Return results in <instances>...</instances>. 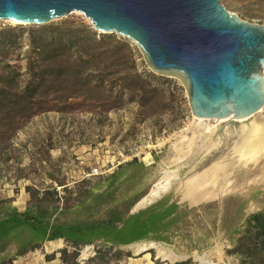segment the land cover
I'll return each instance as SVG.
<instances>
[{
    "label": "rangeland",
    "instance_id": "rangeland-1",
    "mask_svg": "<svg viewBox=\"0 0 264 264\" xmlns=\"http://www.w3.org/2000/svg\"><path fill=\"white\" fill-rule=\"evenodd\" d=\"M219 2L245 21L264 24V0ZM69 29L89 47L127 44L132 55L126 65L133 68L120 69L140 75L146 99L139 98L138 88L119 81L121 73L94 76L91 86L100 84L95 90L63 83L62 78L37 87L39 47L60 37L66 41ZM79 49L68 54L74 58ZM0 88L5 92L0 115L14 116L0 124V214L10 205L19 208V202L23 211L21 220L0 222L2 250L9 240L21 248L17 255L0 250V264H264V183L217 195L209 168L207 174L197 173L219 147L196 141L193 130L230 134L238 125L195 121L183 84L153 73L130 40L94 30L76 11L43 25L1 19ZM27 88L25 100L10 102L15 92ZM255 118L264 119V107ZM228 152L215 164L223 163ZM146 155L150 163L144 173L135 165L128 168L130 176L127 168L118 170L133 159L144 162ZM115 171L120 172L113 179ZM164 173L170 185L154 199L168 197L167 203L176 202L180 214L163 241L114 245L98 239L73 245L61 239L54 248L48 243L53 240L39 239L42 226H32L31 217L24 215L28 207L40 211L49 235H81L103 224L136 227L139 219H128L146 205L137 201ZM193 190L202 196L197 202L191 200ZM257 214H262L259 223L253 218ZM149 242L152 246L142 249ZM64 250L66 262L61 259Z\"/></svg>",
    "mask_w": 264,
    "mask_h": 264
},
{
    "label": "water",
    "instance_id": "water-1",
    "mask_svg": "<svg viewBox=\"0 0 264 264\" xmlns=\"http://www.w3.org/2000/svg\"><path fill=\"white\" fill-rule=\"evenodd\" d=\"M75 11L94 30L134 43L153 73L178 79L195 121L230 118L239 126L237 119L264 107V24L241 19L219 0H0V20L21 24ZM227 151L222 142L197 173Z\"/></svg>",
    "mask_w": 264,
    "mask_h": 264
},
{
    "label": "trees",
    "instance_id": "trees-1",
    "mask_svg": "<svg viewBox=\"0 0 264 264\" xmlns=\"http://www.w3.org/2000/svg\"><path fill=\"white\" fill-rule=\"evenodd\" d=\"M72 30H68L65 34L69 39L63 41L62 38L52 39L46 41L43 46L39 47L37 64L40 66L38 73L34 76L35 84L37 87L43 86L48 83L54 82L57 78H62L63 83H72V86L79 84H85L90 86L88 90H95L100 86L97 82L92 84L91 79L94 76H117L121 73V77H118L119 81H127L125 84L138 88V94H141L140 99H146V89L143 85L145 81L136 72L125 73L120 68L130 70L133 68L127 63L131 62L132 49L125 43L117 42L111 47H104L96 44L95 47L87 46L85 39H80L74 35ZM80 48V54L72 58L68 52L72 48ZM125 51V55H123ZM133 63V61H132ZM29 92V89L15 92L13 100L10 102L19 104L25 100V95ZM4 90L0 88V95L4 94ZM4 99V97H2ZM0 99V100H2ZM13 115H0V124L4 123L3 120H10ZM112 178L114 175H110ZM114 179V178H113ZM177 208L176 204L167 205V198H163L157 203L149 206L148 208L140 211L139 213L131 216L139 218V222L136 227L126 229V225L117 227L113 224H103L100 229L95 230L91 228L85 231L81 235L72 232H62L59 234H47L44 224V215L34 213L31 207H28L24 212V215L31 217L30 224L42 226V231L38 233V237L43 240L63 239L73 245L89 243L96 238H102L105 242L112 243L114 245L128 244L136 240H155L163 241L172 232V228L175 222L179 219V214L175 213ZM157 214L154 219L151 214ZM262 214L253 216L256 222H260L259 217ZM128 220H130V218ZM258 222V223H259ZM143 230L140 231L139 227ZM62 262H66V250L61 252Z\"/></svg>",
    "mask_w": 264,
    "mask_h": 264
},
{
    "label": "bare ground",
    "instance_id": "bare-ground-1",
    "mask_svg": "<svg viewBox=\"0 0 264 264\" xmlns=\"http://www.w3.org/2000/svg\"><path fill=\"white\" fill-rule=\"evenodd\" d=\"M10 22L17 23L14 21ZM260 111L250 118L235 119L240 125L230 134L222 132L216 135V130L218 129L205 130V132L198 130V128L193 130V138H195L196 141H207L208 143L211 142V144L217 143L218 147L221 146L222 142L228 145L229 152L227 155L229 157L225 159L223 163L215 164L207 170L210 172V177L213 179L211 187L214 194L222 195L229 191H240L243 188H247L249 185L264 183V119L255 118ZM202 120L203 119H198V121ZM215 121L226 125L228 121H230V118L216 119ZM143 161L145 163H150L149 155H146ZM207 171L203 173L207 174ZM203 178L204 177H202L201 180ZM169 185L170 178L164 173L163 177L152 184L149 191L138 200V205L156 198L158 195L165 192ZM194 192L197 193L196 190H193V193ZM195 193L191 198L193 202H197L199 198L202 197L200 193H198L199 195ZM17 205H20L19 208L22 209L20 202L17 203ZM60 241L61 239H56L48 243L55 248L56 243ZM150 246H152V242L146 245L142 244L141 247L142 249H146ZM14 263L20 264L18 260L14 261Z\"/></svg>",
    "mask_w": 264,
    "mask_h": 264
},
{
    "label": "crops",
    "instance_id": "crops-1",
    "mask_svg": "<svg viewBox=\"0 0 264 264\" xmlns=\"http://www.w3.org/2000/svg\"><path fill=\"white\" fill-rule=\"evenodd\" d=\"M149 163H145V162H141V161H138L137 159H133L132 161H130V162H128V163H126L125 164V166H123V167H118L119 169L118 170H124V169H126V171H128L129 172V175L128 176H130L132 173H131V171L128 169V168H130L132 165H135V166H137L140 170H143V173H144V171H147L148 170V165ZM120 171H115V172H113L112 174L114 175V177L119 173ZM139 173V172H138ZM140 173H142V172H140ZM111 174V175H112ZM113 177V178H114ZM157 198H159V196H157ZM163 198H167V200H168V197H161V199H163ZM161 199H159V201L161 200ZM151 201H154V202H152V203H150ZM158 202V200L156 201L155 199H150L149 201H147L146 203H144V204H146V205H144V206H142L140 209H138V210H136L135 211V213H132L131 215H130V217L131 216H133V215H135V214H137V213H139L140 211H142V210H144V209H146V208H148L149 206H151V205H153V204H155V203H157ZM137 203H138V201H137ZM171 204H176L177 205V203L176 202H168L167 203V205H171ZM9 210L6 212V213H3V214H0V222H2V221H11V220H21V216H20V214L22 213L23 214V211H20L21 209H19V208H17V207H14L13 205H10L9 206ZM134 212V211H133ZM175 213H177V214H180V212H178V205H177V208L175 209ZM133 219H139V218H136V217H131L130 218V221H132ZM27 222V221H26ZM30 224V223H29ZM121 227V226H120ZM98 229H100V227H96V229L95 230H98ZM40 239V238H39ZM98 239H101V240H103L102 238H96V239H93V240H98ZM41 240V239H40ZM104 241V240H103ZM134 242V241H133ZM131 243V242H130ZM0 245H2V244H0ZM9 245V246H8ZM8 245H7V248H5L4 250H2V248L0 247V250L1 251H3V252H8L9 250H13V253H15V255H17V253H18V251H20L21 250V248L18 246V244H17V242L15 241V240H9L8 241ZM7 257H10V256H7Z\"/></svg>",
    "mask_w": 264,
    "mask_h": 264
}]
</instances>
